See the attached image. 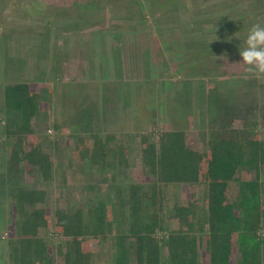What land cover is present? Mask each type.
I'll use <instances>...</instances> for the list:
<instances>
[{"label": "rangeland", "instance_id": "obj_1", "mask_svg": "<svg viewBox=\"0 0 264 264\" xmlns=\"http://www.w3.org/2000/svg\"><path fill=\"white\" fill-rule=\"evenodd\" d=\"M254 23L264 25V0H0V264H8L18 187L44 189L41 205L51 210L109 205L113 233L89 243L92 264H114L115 236L127 233L121 203L127 186L152 179L141 163L142 135L156 140L161 130L182 129L197 150L219 135L256 132L264 141V75L249 76L239 55ZM10 82H30L39 92L31 124L52 161L49 181L23 163L8 167L3 89ZM77 135L106 141L105 166L70 157ZM259 180L264 203V167ZM236 186L233 181L230 198ZM204 189L196 187L202 220ZM189 190L187 184L161 188L155 233L161 264L168 263L162 240L174 227L171 207ZM39 235L49 264H63L65 238L51 227ZM198 235L206 264L204 232ZM125 241L128 263L135 264L133 242Z\"/></svg>", "mask_w": 264, "mask_h": 264}, {"label": "trees", "instance_id": "obj_2", "mask_svg": "<svg viewBox=\"0 0 264 264\" xmlns=\"http://www.w3.org/2000/svg\"><path fill=\"white\" fill-rule=\"evenodd\" d=\"M40 103L39 92L30 82L4 86L6 159L10 169L17 170L23 163L36 168L41 179L49 181L52 161L37 142L31 124ZM107 153L102 137L77 135L70 157L105 166ZM140 158L152 179L127 186L121 201L127 208V233L115 236L114 264H129L127 238L133 242L135 264H161V245L155 233L161 225V188L167 184L190 186L171 207L169 219L174 227L162 240L167 264H200L198 234L203 232L206 264H264V203L259 180L264 167V141L256 132L249 136H212L204 149L197 150L188 144L184 130H161L156 140L140 137ZM241 170H253L255 176L239 177ZM233 181L237 186L230 198ZM199 185L205 188L203 220L196 218ZM45 197L41 188H16L6 241L8 264H49L47 245L39 231L50 227L65 238L63 264H92L89 238L104 239L113 233L110 206L97 201L86 212L81 207L51 210L41 205Z\"/></svg>", "mask_w": 264, "mask_h": 264}, {"label": "clouds", "instance_id": "obj_3", "mask_svg": "<svg viewBox=\"0 0 264 264\" xmlns=\"http://www.w3.org/2000/svg\"><path fill=\"white\" fill-rule=\"evenodd\" d=\"M243 44L239 55L245 71L251 77L264 75V25L252 24L247 30Z\"/></svg>", "mask_w": 264, "mask_h": 264}]
</instances>
